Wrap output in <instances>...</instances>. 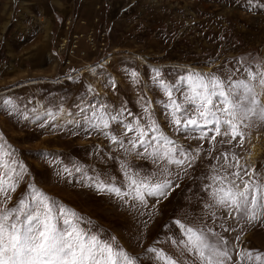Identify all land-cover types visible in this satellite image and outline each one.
Segmentation results:
<instances>
[{"label": "rangeland", "instance_id": "374dc122", "mask_svg": "<svg viewBox=\"0 0 264 264\" xmlns=\"http://www.w3.org/2000/svg\"><path fill=\"white\" fill-rule=\"evenodd\" d=\"M260 5L264 0H0V143L13 152L21 171L5 205L13 207L32 186L140 257L155 245L187 259L168 239L179 237L174 220L212 228L228 241L234 261L245 250L264 253V221L250 224L206 208L203 190L204 177L220 163L212 157L225 152L264 182V123L250 121L242 145L239 137L231 144L217 137L213 147L207 138L198 139L199 132L175 129L159 86L181 85V91L173 89L179 102L181 92L189 91L181 78L190 73L223 77L241 65L264 62ZM145 101L167 136L200 149L187 174L172 169L179 186L158 202L148 198L146 207L99 192L88 179L99 175L120 185L121 162L142 175L157 171L150 159L135 155L142 149L127 142L134 133L125 135L124 124L145 122ZM105 110L118 120L108 129L90 127L98 122L93 113ZM141 264L153 262L143 258Z\"/></svg>", "mask_w": 264, "mask_h": 264}, {"label": "snow or ice", "instance_id": "6c2138e0", "mask_svg": "<svg viewBox=\"0 0 264 264\" xmlns=\"http://www.w3.org/2000/svg\"><path fill=\"white\" fill-rule=\"evenodd\" d=\"M260 7L264 8V5ZM235 73H241L243 78L235 79ZM184 83L189 91L181 92L179 102L173 89L181 91V85L159 84L168 97L170 123L177 131L199 132L198 139L207 138L213 147L217 137H221L220 143L229 144L239 137L242 145L243 129L251 126L250 121L258 119L264 123V62L256 67L241 65L231 75L223 77L214 73H190L181 78V84ZM150 103L145 101V112L149 114L144 123L135 118V123L124 124V128L125 135L134 133L127 141L132 149H142L135 155L150 159L157 171L142 175L131 165L121 162L124 179L120 185L113 180L101 179L99 175L88 177L89 186L97 191L145 207L148 198H156L158 202L179 186L172 178L173 168L187 174L200 158V149L184 148L162 131L151 117L147 107ZM93 115L98 122H90L89 126L99 130L108 129L110 121L119 118L106 110ZM208 132L214 135L209 137ZM110 139L124 146V141L116 136H110ZM208 151L210 153L212 149ZM12 157L13 152L0 143V196H3L0 199V264H141L143 258L153 264H229L234 261L228 241L207 226L172 221L179 230V237L168 239L179 255L187 258L185 260H178L155 245L147 248L140 257L128 252L115 237H105L95 231L90 221H85L71 208L32 186L25 197L13 207H7L4 201L16 190L21 175L17 170L18 162ZM212 159L220 163L212 165L204 177L207 181L203 188L207 195L205 207L222 209L227 217L250 224L264 221V182L256 170L250 171L235 155L229 156L226 152ZM75 170L82 172L80 167ZM65 171L69 170L66 168ZM179 178L177 174L175 180ZM212 218L215 219L214 212ZM241 261L243 264H264V253L245 250L243 257L237 253L234 264Z\"/></svg>", "mask_w": 264, "mask_h": 264}]
</instances>
